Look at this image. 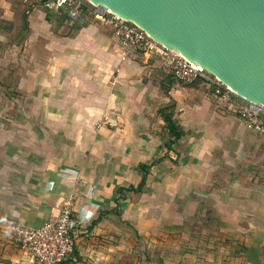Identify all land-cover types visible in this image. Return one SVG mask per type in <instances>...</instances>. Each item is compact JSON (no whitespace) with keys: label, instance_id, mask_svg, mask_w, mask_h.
<instances>
[{"label":"crops","instance_id":"obj_1","mask_svg":"<svg viewBox=\"0 0 264 264\" xmlns=\"http://www.w3.org/2000/svg\"><path fill=\"white\" fill-rule=\"evenodd\" d=\"M144 68L110 25L0 0V264H27L11 226L40 227L70 196L82 231L64 264H140L156 243L163 263L264 264V134L202 81L156 86ZM139 164L143 193L121 195Z\"/></svg>","mask_w":264,"mask_h":264},{"label":"water","instance_id":"obj_2","mask_svg":"<svg viewBox=\"0 0 264 264\" xmlns=\"http://www.w3.org/2000/svg\"><path fill=\"white\" fill-rule=\"evenodd\" d=\"M264 105V0H88ZM47 3V0H41Z\"/></svg>","mask_w":264,"mask_h":264},{"label":"built area","instance_id":"obj_3","mask_svg":"<svg viewBox=\"0 0 264 264\" xmlns=\"http://www.w3.org/2000/svg\"><path fill=\"white\" fill-rule=\"evenodd\" d=\"M49 6L61 11L74 24L82 26L88 20L112 26L122 58L133 53L157 56L181 84L200 79L216 103L231 111L245 127L264 134V105L239 99L215 77L197 68L172 50L154 42L141 28L111 14L105 8L88 0H47ZM73 197L66 198L57 212L51 214L38 228L11 226L12 241L27 256V264H63L73 252V234L81 232L73 218Z\"/></svg>","mask_w":264,"mask_h":264},{"label":"rangeland","instance_id":"obj_4","mask_svg":"<svg viewBox=\"0 0 264 264\" xmlns=\"http://www.w3.org/2000/svg\"><path fill=\"white\" fill-rule=\"evenodd\" d=\"M53 17H55V20L57 22H62L61 16L54 14ZM63 23L65 25H67L66 27L69 28L70 33H73L74 31L79 29V27H76V26L69 24V22L65 19H63ZM132 55H134V60L136 61L137 65L145 67L143 69L144 70L143 73H141L142 76L144 78H148V79L152 80L154 85L158 86V81H160V80H161L160 83L164 82L166 84H170L171 82H177L172 77L168 68L165 66V61L161 60L159 57L153 55V56H149L145 60V59H143V57L139 53H133ZM158 238L159 237H158L157 233L155 235H152V239L158 240ZM171 239H174V236H171ZM163 256H164L163 258L166 259L167 263H165V262L163 263V262L159 261V259H161L160 258V251H159L158 245L156 243L155 245H152L149 253L145 255L144 263L141 262L140 264H175L174 263L175 257H171L168 254L167 255L164 254Z\"/></svg>","mask_w":264,"mask_h":264},{"label":"trees","instance_id":"obj_5","mask_svg":"<svg viewBox=\"0 0 264 264\" xmlns=\"http://www.w3.org/2000/svg\"><path fill=\"white\" fill-rule=\"evenodd\" d=\"M172 77H173V75H172ZM195 81H200L201 82L200 79H197ZM158 114L160 115V118L163 121V123L165 125V128L167 130L168 140L165 143V146L167 148H169V146H170V144L172 142H175L176 140H178L182 136V132L178 129V126H177L176 122L172 118V116H173V108H172L171 105L170 106L168 105V106H166L164 108H161L158 111ZM151 165L139 164L136 167V171L141 175V180L138 183V185L136 187L130 185L127 188L119 187V188H117V192L120 193L121 195L124 194V192L143 193L144 187H145V182H146L149 170L151 168ZM73 218L76 219V217L74 215H73ZM67 259L68 258L65 259L64 263L67 261Z\"/></svg>","mask_w":264,"mask_h":264}]
</instances>
